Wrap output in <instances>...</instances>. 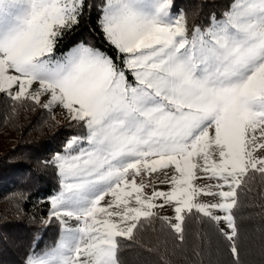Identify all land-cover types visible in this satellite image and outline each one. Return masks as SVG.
<instances>
[{"label":"snow or ice","instance_id":"obj_1","mask_svg":"<svg viewBox=\"0 0 264 264\" xmlns=\"http://www.w3.org/2000/svg\"><path fill=\"white\" fill-rule=\"evenodd\" d=\"M173 8L174 0H0V98L10 118L40 108L54 123L58 108L82 132L44 162L60 189L39 222H57L60 233L41 247L37 232L23 264H121L122 246L154 250L137 235L155 218L183 245L193 212L241 264L234 210L252 182L264 183V0H230L206 27ZM93 12L111 52L83 40L62 48ZM156 173L169 191L156 190ZM166 206L172 218L159 216Z\"/></svg>","mask_w":264,"mask_h":264},{"label":"trees","instance_id":"obj_2","mask_svg":"<svg viewBox=\"0 0 264 264\" xmlns=\"http://www.w3.org/2000/svg\"><path fill=\"white\" fill-rule=\"evenodd\" d=\"M230 0H174L173 12L183 10L190 23L206 27L213 14L221 18ZM96 13L82 18L77 31L65 37L62 48L79 41L90 42L111 52L102 38L93 31ZM81 130L51 122L48 113L21 109L10 118L8 103L0 98V264H23L25 254L38 232L40 245L51 246V226L39 221L48 213V199L55 192L59 176L51 165L53 155L63 151L70 135ZM251 191L240 195L236 211L241 233V264H264V183L259 178L252 182ZM23 192L27 197L16 203L15 196ZM43 201L44 203H42ZM138 244L122 246L121 264H232L216 226L197 214L185 220V243L174 240L165 221L155 218L151 228L138 233ZM159 242V243H158ZM129 242L122 241V245ZM199 253V254H197Z\"/></svg>","mask_w":264,"mask_h":264},{"label":"rangeland","instance_id":"obj_3","mask_svg":"<svg viewBox=\"0 0 264 264\" xmlns=\"http://www.w3.org/2000/svg\"><path fill=\"white\" fill-rule=\"evenodd\" d=\"M180 11L173 12V13H177L178 14ZM54 114L56 116V124L63 125V124H67L68 123L67 119L63 116L62 111L60 109H58V108L55 109L54 110ZM166 171L168 172L169 176L171 174H173V170L172 169H168ZM153 175H154L155 180L157 181L155 183V185H154L156 190H160V191H169L170 190V184H165V183H160L159 182V181H163L165 179V176L163 175V173H156V174H153ZM195 183L198 184V185L203 186V185H206V184L210 183V181L197 180ZM59 189H60V178H59V181H58L57 188H56L55 192L53 193V195L57 194ZM152 190H153V188L149 187V188L145 189V192L150 194ZM199 199L202 200V201L208 202V201H213L215 198H213V197H203L202 196ZM157 203H159V201H157ZM157 211L159 212V216L160 217L172 218L174 216V212H173V210H172V208L170 206H166L163 209H157ZM50 226L52 227L51 228L50 237L54 239V241L52 243V245H53L54 242L59 237L60 225L57 222L54 221L53 223L50 224Z\"/></svg>","mask_w":264,"mask_h":264}]
</instances>
